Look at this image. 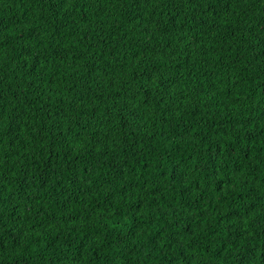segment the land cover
<instances>
[{
  "label": "trees",
  "instance_id": "obj_1",
  "mask_svg": "<svg viewBox=\"0 0 264 264\" xmlns=\"http://www.w3.org/2000/svg\"><path fill=\"white\" fill-rule=\"evenodd\" d=\"M0 264H264V0H0Z\"/></svg>",
  "mask_w": 264,
  "mask_h": 264
}]
</instances>
